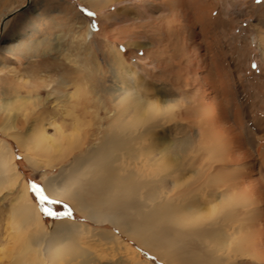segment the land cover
<instances>
[{
	"label": "bare ground",
	"instance_id": "6f19581e",
	"mask_svg": "<svg viewBox=\"0 0 264 264\" xmlns=\"http://www.w3.org/2000/svg\"><path fill=\"white\" fill-rule=\"evenodd\" d=\"M83 1L97 9L113 0ZM213 9L209 5L208 12ZM118 55L113 56L117 66L111 104L103 108L108 124L98 140L65 165L48 162L82 147V118L93 125L87 107L73 114L69 125L53 122L55 139L35 122L22 134L15 128L12 102L0 104L5 114L0 129L24 149L27 162L38 170L57 164L55 173L42 178L45 195L69 202L85 220L61 218L47 228L27 184L21 183L7 208L11 245L2 248L1 259L5 264L108 263L124 251L121 233L166 264H237L247 258L264 262V136L252 156L239 128L228 123L213 78L197 84L194 97L178 87L175 99L165 91L152 98L147 81L130 65L131 55ZM174 118L196 126L197 140L192 134L169 141L167 127ZM38 155H46L47 163ZM13 157L9 143L0 139V191L19 185Z\"/></svg>",
	"mask_w": 264,
	"mask_h": 264
},
{
	"label": "rangeland",
	"instance_id": "374dc122",
	"mask_svg": "<svg viewBox=\"0 0 264 264\" xmlns=\"http://www.w3.org/2000/svg\"><path fill=\"white\" fill-rule=\"evenodd\" d=\"M209 5L214 6L211 13ZM258 32L264 35V0H113L97 9L83 0H0V104L12 102L15 128L22 134L35 122L55 139L52 123L69 125L73 114L87 107L93 125H85L82 118V147L48 162L65 165L98 140L108 124L103 108L111 104L115 58L129 54L130 65L135 64L137 77L147 81L152 98L160 91L177 98L178 87L194 97L196 85L213 78L228 123L239 128L245 148L254 156L256 144L264 136V40ZM165 61H169L167 66ZM177 67L181 68L178 74ZM18 97L24 100L15 101ZM4 116L1 112L0 125ZM177 120L169 121V141L176 143L192 134L197 140V127L186 119ZM10 135L0 129V139L11 146L20 176L19 185L0 191V256L9 244L7 208L23 183L47 228L61 218L85 221L69 202L48 197L41 203L32 185L41 188L42 178L55 173L57 164L35 169ZM36 157L43 165L47 163L46 155ZM46 210L56 215H48ZM118 237L124 248L121 257L91 264H166L135 239L121 233ZM1 258L0 264H5ZM237 264L264 262L247 258Z\"/></svg>",
	"mask_w": 264,
	"mask_h": 264
},
{
	"label": "snow or ice",
	"instance_id": "6c2138e0",
	"mask_svg": "<svg viewBox=\"0 0 264 264\" xmlns=\"http://www.w3.org/2000/svg\"><path fill=\"white\" fill-rule=\"evenodd\" d=\"M32 190L36 193V195L40 199L41 203L49 200V198L46 195H44L43 190L40 187H38L37 185L33 184ZM46 214L53 215V216L56 215V213L51 212V210H46ZM65 214L70 215L71 213L67 212Z\"/></svg>",
	"mask_w": 264,
	"mask_h": 264
},
{
	"label": "water",
	"instance_id": "95a60500",
	"mask_svg": "<svg viewBox=\"0 0 264 264\" xmlns=\"http://www.w3.org/2000/svg\"><path fill=\"white\" fill-rule=\"evenodd\" d=\"M3 21H4V19H2V22H1V24L3 23Z\"/></svg>",
	"mask_w": 264,
	"mask_h": 264
}]
</instances>
